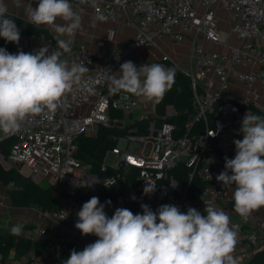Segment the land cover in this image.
I'll list each match as a JSON object with an SVG mask.
<instances>
[{"label": "built area", "instance_id": "built-area-1", "mask_svg": "<svg viewBox=\"0 0 264 264\" xmlns=\"http://www.w3.org/2000/svg\"><path fill=\"white\" fill-rule=\"evenodd\" d=\"M70 3L73 10L90 6L99 17L113 22L122 20L125 26L136 29L137 35L132 42L95 56L74 44L70 45V51L64 52L56 46L54 37L23 32L16 24L20 40L18 44L12 43L9 53L34 52L48 46L49 52H60L69 66L84 63L89 71L64 95L54 112L30 117L13 134L0 131V162L4 166L7 163L9 167H27L43 178L54 180L55 195L64 187L66 194L58 210L42 211V219L73 228L70 233H52L49 228L26 223L20 236L33 243L35 249L13 264H65L73 249L82 251L97 239L94 235L83 236L75 228L77 213L86 202L79 199V190L100 188L109 192L123 184L125 190L115 199L95 195L105 205L109 217L117 208L142 213L141 204L153 211L164 204L176 205L183 212L194 207L204 214L209 204L230 217V227L238 234L234 256L241 264L264 252V208L253 211L246 220L241 218L234 210L235 185L224 187L216 179L225 170V157L235 156L234 140L243 139L240 129L245 114H264V0H70ZM112 35L113 32L111 39ZM163 36L176 45L191 37L192 53L186 65L168 54L154 61L131 55L132 49L151 46ZM201 40L209 45H201ZM127 61L137 67L161 64L173 70L175 76H187L193 91V114L184 130L167 121L177 115L175 110L168 113V109L164 116L151 117L144 133L136 127L129 129L108 153L113 161L106 159L101 168V173L109 170L113 173L101 178L76 158L78 139L96 137L101 127L126 129L137 122L133 121V114L141 97L109 91L111 78L118 75L120 65ZM231 79L241 86L239 97L231 96ZM127 117L132 120L127 122ZM158 120L163 123L157 125ZM211 132L215 135L210 136ZM10 141L13 145L5 157L2 145ZM180 171L188 173L189 184L195 177L202 183L194 197L187 195L189 187L179 193ZM148 181L156 185V190L146 195L143 190ZM134 193L144 194L136 206H132ZM0 205L4 206L3 200ZM0 227L9 226L0 219Z\"/></svg>", "mask_w": 264, "mask_h": 264}, {"label": "clouds", "instance_id": "clouds-1", "mask_svg": "<svg viewBox=\"0 0 264 264\" xmlns=\"http://www.w3.org/2000/svg\"><path fill=\"white\" fill-rule=\"evenodd\" d=\"M28 17L32 24L50 26L56 46L70 51L71 37L80 27L70 0H38V6L28 10ZM57 19L65 23L57 24ZM65 36L69 39L61 38ZM0 37L16 44L20 40V29L7 17L3 0ZM88 71L84 63L69 66L60 52H49L48 46L15 54L0 48V131L13 134L30 117L54 112ZM174 82V71L161 64L137 67L127 61L111 78L109 91L159 102ZM240 131L243 139L234 140L235 156L225 157V170L216 179L224 187L235 185L234 210L246 220L253 211L264 208V117L246 113ZM214 135L211 132L210 136ZM8 188L20 190L15 182H10ZM155 190L156 185L148 181L143 191L147 195ZM141 208L142 213L135 214L117 208L109 217L98 197L84 202L75 228L83 236L94 235L97 239L82 251L73 249L65 264H237L234 252L238 234L223 211L209 204L204 214L194 207L183 212L171 204L161 205L156 211L146 204ZM11 232L19 235L20 226L14 225Z\"/></svg>", "mask_w": 264, "mask_h": 264}, {"label": "trees", "instance_id": "trees-1", "mask_svg": "<svg viewBox=\"0 0 264 264\" xmlns=\"http://www.w3.org/2000/svg\"><path fill=\"white\" fill-rule=\"evenodd\" d=\"M8 18L15 21V23L26 33H44L51 36L48 30L39 28L31 23L23 22L20 19L7 15ZM0 48H5L7 51L12 48L11 42H6L0 37ZM193 91L190 80L187 76L179 74L175 76L173 87L166 92L164 97L156 102L157 117L164 116L168 107H173L177 115L168 118V122H173L178 125L181 130L186 128V124L193 114ZM256 115L264 117V114L254 112ZM151 118H143L122 129L119 127H101L96 137L81 136L78 139V151L76 158L83 164L87 165L91 173L101 175V178L109 176L113 173L112 170L106 173H101V168L105 163L107 154L116 147L117 139L129 132L131 128H139L140 133H144L146 127L150 123ZM163 121L158 120L157 125H161ZM13 141L6 142L2 145L3 155L7 157ZM179 193L181 190L185 191L187 187L188 196L194 197L202 188V183L195 177L189 184V177L186 171L178 173ZM0 182L6 189L10 205L13 208H38L41 211L54 212L60 207L62 197L66 194L64 187L62 189V196L55 195V186L49 187L41 186L34 178L25 176L21 168L14 166L6 167L0 162ZM10 182H15V188L10 190L8 185ZM136 184V181L133 182ZM126 185L112 188L109 192L104 189H80L78 196L80 200L88 201L91 197L99 195L101 199H115L121 192L125 190ZM143 193L132 194V206H136L143 199ZM133 197L135 199H133ZM12 227H0V264H8L10 259L15 262L20 260L24 255L30 253L35 249L33 243L27 241L25 238H17V235L11 232ZM64 258V257H63ZM245 264H264V252L258 253L253 259Z\"/></svg>", "mask_w": 264, "mask_h": 264}, {"label": "crops", "instance_id": "crops-1", "mask_svg": "<svg viewBox=\"0 0 264 264\" xmlns=\"http://www.w3.org/2000/svg\"><path fill=\"white\" fill-rule=\"evenodd\" d=\"M7 7V15L22 20L23 22L31 23L28 17V10L38 6V0H3ZM80 18V27L71 37V44L83 48L95 56H102L107 50L114 46H122L132 42L137 35L134 28L127 27L123 21L113 22L107 18L95 15L90 6H81L73 10ZM57 24H64L63 20L57 19ZM32 24V23H31ZM35 25V24H33ZM39 28L48 30L52 37H54V30L47 25H36ZM113 32L112 39L109 37ZM55 38V37H54ZM62 39H69L68 37H61ZM56 40V39H55ZM201 45L208 46L209 44L201 40ZM192 53L191 37L181 44H173L172 41L166 37H159L154 40V44L148 47H140L131 50V55L137 59L145 61H154L161 58L163 54H168L173 60L186 65ZM231 96L239 97L242 93L240 84L231 79ZM168 113L174 112L173 107H168ZM135 121L143 118L157 117L156 102L146 101L142 97L139 99V105L135 110ZM133 114V118H134ZM0 200L4 201V206L0 205V219L4 221L7 217H11L13 221L18 223H32L44 228H49L52 233L57 231L70 233L73 228L61 226L46 222L42 219V211L35 208H13L10 205L9 198L5 187L0 182ZM86 246V245H85ZM237 264H241L237 260Z\"/></svg>", "mask_w": 264, "mask_h": 264}, {"label": "rangeland", "instance_id": "rangeland-1", "mask_svg": "<svg viewBox=\"0 0 264 264\" xmlns=\"http://www.w3.org/2000/svg\"><path fill=\"white\" fill-rule=\"evenodd\" d=\"M134 113H135V112H134ZM135 117H137V116H135V114H134L133 121L136 120ZM126 119H127V122L132 120L131 117H127ZM130 119H131V120H130ZM121 145H122V143H121ZM106 159H107V161H108V160H109V161H113V158H112L109 154H107ZM21 171H22V173H23L25 176L34 178V179H35V180H36L41 186H43V187H49V186H51V185H53V184L55 183L54 180H53V181H50L51 179H49V178H43L42 176H39L38 174L34 173L32 170H30V169L27 168V167H22V168H21ZM55 190H56V189H55ZM57 191H58V190H57ZM59 192H61L60 194H62V189H61V188H60V191H59ZM54 193H55V191H54ZM60 194H57V196H60ZM35 209H38V208H35ZM38 210H40V209H38ZM40 211H41V210H40ZM3 223H4L6 226H9V227H13L14 225H19L20 228H21V227H24V224H23V223H18V222H16V221H13L11 217H7V218L3 221ZM25 226H26V225H25ZM13 262H15V261H14L13 259H10L9 262H8V264H13Z\"/></svg>", "mask_w": 264, "mask_h": 264}, {"label": "water", "instance_id": "water-1", "mask_svg": "<svg viewBox=\"0 0 264 264\" xmlns=\"http://www.w3.org/2000/svg\"><path fill=\"white\" fill-rule=\"evenodd\" d=\"M6 165H7V167H9V165L6 163ZM17 238L18 239H21V236H20V234L19 235H17Z\"/></svg>", "mask_w": 264, "mask_h": 264}]
</instances>
